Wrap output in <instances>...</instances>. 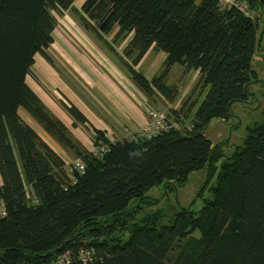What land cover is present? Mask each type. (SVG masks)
Instances as JSON below:
<instances>
[{"label": "trees", "instance_id": "trees-1", "mask_svg": "<svg viewBox=\"0 0 264 264\" xmlns=\"http://www.w3.org/2000/svg\"><path fill=\"white\" fill-rule=\"evenodd\" d=\"M75 1L0 0V264H50L64 253L68 264H264V123L247 127L228 156L204 134L212 120L229 123L233 104L249 102L263 25L218 0H85L80 10ZM245 1L264 19V0ZM68 10L149 99L174 103L172 67L197 71L192 93L167 113L193 129L110 144L63 97L71 127L89 130L94 148L99 140L109 146L101 159L89 155L27 83L37 55L49 62L53 13ZM149 50L166 55L151 81L136 70ZM19 110L84 164L75 184ZM194 172H217L212 200L198 211L177 207L169 222L160 211L141 214L149 189L175 191Z\"/></svg>", "mask_w": 264, "mask_h": 264}, {"label": "rangeland", "instance_id": "rangeland-1", "mask_svg": "<svg viewBox=\"0 0 264 264\" xmlns=\"http://www.w3.org/2000/svg\"><path fill=\"white\" fill-rule=\"evenodd\" d=\"M83 2L84 0H76L73 6L78 9ZM53 16L55 18L53 43L45 49V54L49 57V62L37 55L34 60V65L31 68L32 76L28 78L27 83L32 90L43 99L44 105L46 104L49 112L67 123L65 124L72 136L73 134L76 136H73V138H75V140L86 149L89 155H91L95 149L92 144V133L81 126L72 128L71 125H69L66 114L61 110V100L59 101L57 99L58 94L55 95V93H52V95L50 92L52 88L58 89L65 95H69V93L72 92L68 87L69 82L67 79V70L70 68L69 59L74 61L80 69L84 68V63L80 58L75 55H69L71 47H74L78 53H82L83 50H86L83 46L84 44L89 43L95 45L93 41L98 45L100 44L96 41L91 32L83 28L73 10L58 14L53 13ZM251 18L258 21L259 29L261 25L264 27V19L260 12L252 13ZM261 29V42L259 45L261 51L255 54L251 63L253 70L257 74L258 82L248 87V92L250 94L249 102L246 104L235 103L231 106L230 112L232 117L229 120L230 123L212 120L204 130L206 138L209 139L213 145L217 143L224 144L223 153L227 156L230 155L236 147L243 144L247 127L253 124L264 123V29L262 32ZM108 38H112V34L108 36ZM126 41L124 43H126ZM118 51H120V47ZM167 85H169V80L167 81ZM61 98L63 99V97ZM179 106L180 104L177 108H179ZM156 109L167 115L168 110L171 108L165 109L164 107L158 106ZM18 114L20 119L33 128L46 144L52 145L55 148V152L67 163V166L73 162V155L64 151L47 136L41 127L23 110H19ZM167 117L172 122L179 121L173 116L167 115ZM180 120L185 119L180 118ZM111 138L112 139L107 140L108 143L110 141L122 139L114 136ZM98 142L100 143L103 141L99 140ZM219 164L220 160L216 163V167H219ZM216 175L217 172L213 173L210 175L211 178L209 179V177L203 173L194 172L189 175L188 181L182 187L176 188L175 191L172 186H169L167 190H164L162 186L149 189L145 196L149 198L151 205L143 207L141 209V214H151L152 212L160 211L165 217L163 221L169 222L176 208L179 206L183 208L191 207L192 210L198 211L206 202L212 200L213 194L210 189L215 185ZM26 192L28 198H31L28 188H26ZM194 236L198 237L199 234L195 232ZM127 237L128 236H126V238Z\"/></svg>", "mask_w": 264, "mask_h": 264}, {"label": "crops", "instance_id": "crops-1", "mask_svg": "<svg viewBox=\"0 0 264 264\" xmlns=\"http://www.w3.org/2000/svg\"><path fill=\"white\" fill-rule=\"evenodd\" d=\"M75 10H80V8H75ZM107 39L112 40V38ZM93 42L95 45L84 44L86 50H83L82 53H78L74 47L69 50V55L77 56L84 63V68L80 69L74 61L69 59L70 68L67 66L69 68L67 79L68 87L72 92L65 95L58 89L52 88L50 93L58 94L59 101L63 102L61 97H64L74 105L96 130L104 134L107 140L112 139L113 136L124 138L127 133H136L142 130L148 122L150 109H156L158 106L165 109H178L177 106L192 93L195 87L198 72L191 71L183 75V69L174 66L167 75L166 84L169 80V86L175 85L178 88L176 101L170 104L159 96L149 99L133 84L129 73L112 54L98 41L100 45ZM124 44L123 42L119 46L120 51H118L119 47L117 48L118 53L121 52ZM165 59L164 53L149 50L136 70L146 80L151 81L160 72ZM58 119L63 124L66 123L64 120ZM68 120L71 125L72 121L69 118ZM73 136L76 137L74 134ZM48 146L56 151L52 145Z\"/></svg>", "mask_w": 264, "mask_h": 264}, {"label": "built area", "instance_id": "built-area-1", "mask_svg": "<svg viewBox=\"0 0 264 264\" xmlns=\"http://www.w3.org/2000/svg\"><path fill=\"white\" fill-rule=\"evenodd\" d=\"M219 4L222 7H234L239 12L243 13L244 15L251 17L252 13L248 9V5L245 0H218ZM172 129L177 131H191L193 129V124L191 120H179L178 122H172L168 119L165 113L157 109H150L148 111V122L146 126L136 132V133H127L124 138L110 141V144H115L116 142H120L123 140L127 141H137L141 139H150L161 136L170 132ZM109 146L107 144L99 143L98 147L95 148L92 152V156L96 158H103V156L108 153ZM69 172L71 173V182L75 184L76 177L73 173H77L78 176L83 175L85 171L84 164L79 159H73V162L70 163L68 166ZM0 216H4V211L0 208ZM86 253V252H85ZM88 255L84 254L83 251L79 252V259L81 261L86 262ZM69 255L68 253H64L58 256L52 263L50 264H68Z\"/></svg>", "mask_w": 264, "mask_h": 264}]
</instances>
